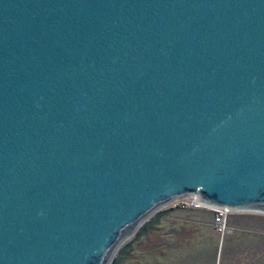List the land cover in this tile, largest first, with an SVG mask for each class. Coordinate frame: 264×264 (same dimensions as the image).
Returning a JSON list of instances; mask_svg holds the SVG:
<instances>
[{
  "label": "water",
  "instance_id": "95a60500",
  "mask_svg": "<svg viewBox=\"0 0 264 264\" xmlns=\"http://www.w3.org/2000/svg\"><path fill=\"white\" fill-rule=\"evenodd\" d=\"M182 201L264 214V0H0V264H112Z\"/></svg>",
  "mask_w": 264,
  "mask_h": 264
},
{
  "label": "rangeland",
  "instance_id": "374dc122",
  "mask_svg": "<svg viewBox=\"0 0 264 264\" xmlns=\"http://www.w3.org/2000/svg\"><path fill=\"white\" fill-rule=\"evenodd\" d=\"M214 215L190 202L173 203L121 247L115 264H264V214L229 212L223 233Z\"/></svg>",
  "mask_w": 264,
  "mask_h": 264
},
{
  "label": "built area",
  "instance_id": "2783aa9c",
  "mask_svg": "<svg viewBox=\"0 0 264 264\" xmlns=\"http://www.w3.org/2000/svg\"><path fill=\"white\" fill-rule=\"evenodd\" d=\"M190 205L197 207L193 203H190ZM226 214L227 213L225 211L215 210L213 223H214V226L218 229V232H220V233H223V231H224Z\"/></svg>",
  "mask_w": 264,
  "mask_h": 264
},
{
  "label": "trees",
  "instance_id": "16d2710c",
  "mask_svg": "<svg viewBox=\"0 0 264 264\" xmlns=\"http://www.w3.org/2000/svg\"><path fill=\"white\" fill-rule=\"evenodd\" d=\"M156 219V218H155ZM154 219V220H155ZM154 220H151L150 222H154ZM214 224V223H213ZM143 229H144V226L143 227H140V229H139V231L137 232V234H141L142 233V231H143ZM121 252V251H120ZM120 252H119V254H120ZM116 259V258H115ZM116 261V260H115ZM115 261H114V263L113 264H115Z\"/></svg>",
  "mask_w": 264,
  "mask_h": 264
}]
</instances>
